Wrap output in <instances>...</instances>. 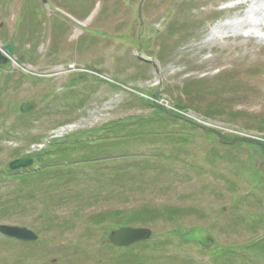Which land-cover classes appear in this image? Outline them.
Returning a JSON list of instances; mask_svg holds the SVG:
<instances>
[{
  "label": "rangeland",
  "instance_id": "1",
  "mask_svg": "<svg viewBox=\"0 0 264 264\" xmlns=\"http://www.w3.org/2000/svg\"><path fill=\"white\" fill-rule=\"evenodd\" d=\"M228 1L0 0V46L12 40L18 60L0 67V223L39 235L22 243L0 234V264H264L263 149L166 121L134 95L158 90L188 115L206 111L221 134L264 137V0ZM69 63L126 85L67 71ZM31 99L35 109L21 112ZM122 119L128 138L108 139L92 157L50 153L38 165L58 164L50 174L28 183L8 175L19 151L41 148L34 138L70 147ZM166 206L191 212L148 222L151 238L128 249L108 244L112 222L91 217ZM259 237L262 248H244Z\"/></svg>",
  "mask_w": 264,
  "mask_h": 264
},
{
  "label": "trees",
  "instance_id": "2",
  "mask_svg": "<svg viewBox=\"0 0 264 264\" xmlns=\"http://www.w3.org/2000/svg\"><path fill=\"white\" fill-rule=\"evenodd\" d=\"M111 83V82H109ZM114 87L118 88L119 85L116 83H111ZM158 92H154V95H157ZM158 105V104H157ZM160 107V109L165 110L166 108L162 105H158ZM173 112V111H171ZM177 113V112H175ZM177 115H180L177 113ZM222 139L227 142L228 139H232L227 137L226 135L222 136ZM241 141L243 140H247L251 143L257 144L259 145L263 151H264V141L262 140H255V139H251V138H247V137H241L240 138ZM78 145L80 146H84L87 145L89 142L88 141H84V140H80L77 142ZM61 144V143H60ZM59 143H55L54 147L55 149H43L41 152L37 153L38 157L43 156L45 157L46 154H50V153H54L57 155H60L61 159H65L67 157H70V155L72 154V152L74 151V149L72 150H68L69 148H58L60 147ZM62 146V145H61ZM22 152V151H21ZM20 151L18 152V154L21 153ZM32 155V154H29ZM16 156V155H15ZM58 165V164H56ZM64 164L62 163V166ZM50 167V168H49ZM48 168L51 169L52 167H54L53 165L49 166ZM58 167V166H56ZM47 168V170H48ZM46 170V169H45ZM46 170V171H47ZM10 171V170H9ZM50 173V171H47ZM40 172L37 173H23L22 175H18L19 179L24 182V183H28L30 182V180H33V178L35 176H42V174ZM45 173V172H44ZM34 175V176H33ZM61 177H68L72 178L73 172H64V171H60V173L58 174ZM177 212H179V210L177 208H165L163 210H157V209H149V208H141V209H133V210H129L125 213H123V211H121L120 209H114V210H109V211H105L102 212L101 214H96L95 216L92 215V219L96 222V225H101L104 222H112V225H123V224H132V223H140V224H145L147 222L150 221L151 218H155V217H159L161 215H165V216H169L172 217L173 215H175ZM261 240L256 241L253 243L254 247H257L258 249L262 248L263 246L260 245ZM129 264H134L133 262L129 263Z\"/></svg>",
  "mask_w": 264,
  "mask_h": 264
},
{
  "label": "water",
  "instance_id": "3",
  "mask_svg": "<svg viewBox=\"0 0 264 264\" xmlns=\"http://www.w3.org/2000/svg\"><path fill=\"white\" fill-rule=\"evenodd\" d=\"M9 54L13 53V44L6 43L3 46ZM8 57L3 55L0 52V61L5 63L7 62ZM35 108L34 101L25 102L21 106V110L26 112ZM32 163L31 159L20 158L12 161L10 163V167L12 169L19 168L21 166H28ZM0 230L13 237H17L23 240H34L37 239V235L32 230H29L25 227H18V226H7V225H0ZM151 230L148 228H133V227H122L113 231L110 235V239L113 243L117 245H128L134 241L149 238Z\"/></svg>",
  "mask_w": 264,
  "mask_h": 264
},
{
  "label": "bare ground",
  "instance_id": "4",
  "mask_svg": "<svg viewBox=\"0 0 264 264\" xmlns=\"http://www.w3.org/2000/svg\"><path fill=\"white\" fill-rule=\"evenodd\" d=\"M222 26H223V25H221L220 27H222ZM218 32L220 33V31L216 28L212 33H213V34H216V33H218Z\"/></svg>",
  "mask_w": 264,
  "mask_h": 264
}]
</instances>
